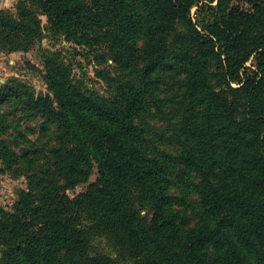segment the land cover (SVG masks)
I'll list each match as a JSON object with an SVG mask.
<instances>
[{
  "label": "trees",
  "instance_id": "trees-1",
  "mask_svg": "<svg viewBox=\"0 0 264 264\" xmlns=\"http://www.w3.org/2000/svg\"><path fill=\"white\" fill-rule=\"evenodd\" d=\"M214 1L20 0L17 17L0 14L13 50L42 37L38 9L119 68L109 96L49 62L52 95L0 91L13 104L0 109V157L29 186L0 209V264H264V0ZM19 115L42 122L23 129ZM13 126L18 153L2 137ZM96 235L116 258L92 251Z\"/></svg>",
  "mask_w": 264,
  "mask_h": 264
},
{
  "label": "rangeland",
  "instance_id": "rangeland-1",
  "mask_svg": "<svg viewBox=\"0 0 264 264\" xmlns=\"http://www.w3.org/2000/svg\"><path fill=\"white\" fill-rule=\"evenodd\" d=\"M203 4V3H201ZM217 4V0L214 1ZM235 4L244 8H250L244 0H236ZM20 0H0V14L9 13V16L17 17L19 13ZM38 18L42 22V37L36 40L33 46L24 50H13L8 43L0 39V91L4 88H14L16 85H25L31 91L38 94H50L49 78L47 73L48 62L63 66L64 70L70 74V80L77 84L82 89L99 96H109L112 88L108 85V80L118 77V66L112 60L108 49L105 47L90 50L84 46L78 45L73 41L67 40L62 34H54L51 30V24L46 15L35 9ZM206 13L194 6L191 10V16L200 28V22ZM99 56H102L100 58ZM257 65L256 57L253 56L244 66V69H252ZM243 69V70H244ZM107 79V80H106ZM239 86L238 84H233ZM17 105V104H16ZM15 105V106H16ZM12 103L4 101L0 105V109H11ZM12 115V114H11ZM7 116V123H13L12 116ZM20 124L23 129L31 125L36 128L42 122L40 117L24 118L19 115ZM29 119V120H26ZM155 121V120H154ZM6 123V124H7ZM16 123V122H15ZM158 128H162L164 123L154 122ZM14 127V126H13ZM11 127L4 137L11 148L17 153L19 152L20 137L16 128ZM166 133H158L157 136L164 137ZM170 135V134H169ZM30 137V136H29ZM151 140L155 142L161 149L172 151L171 146H165L156 142V139L151 136ZM97 180V171L90 178V181L81 184L77 187L68 189L67 195L71 198L78 194L87 191L92 183ZM28 179L23 168H7L3 159L0 157V209L8 212H14L15 205L19 200L20 193L28 190ZM178 193V192H177ZM177 209L185 211L186 207L177 204ZM85 227H91V223L85 221ZM93 252H103L114 258L117 253L109 240L98 235L93 239ZM3 242L0 239V259L2 255Z\"/></svg>",
  "mask_w": 264,
  "mask_h": 264
}]
</instances>
